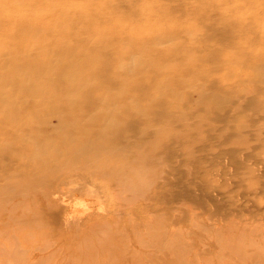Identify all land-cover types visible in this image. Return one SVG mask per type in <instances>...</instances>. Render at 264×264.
<instances>
[{
  "label": "rangeland",
  "instance_id": "1",
  "mask_svg": "<svg viewBox=\"0 0 264 264\" xmlns=\"http://www.w3.org/2000/svg\"><path fill=\"white\" fill-rule=\"evenodd\" d=\"M0 175V264H264V0H0Z\"/></svg>",
  "mask_w": 264,
  "mask_h": 264
},
{
  "label": "bare ground",
  "instance_id": "2",
  "mask_svg": "<svg viewBox=\"0 0 264 264\" xmlns=\"http://www.w3.org/2000/svg\"><path fill=\"white\" fill-rule=\"evenodd\" d=\"M31 56V55H30ZM80 65V64H79ZM10 85H14V84H10ZM75 101V100H74ZM87 103H85V104H87V105H91V101H86ZM75 103H70V105H74ZM125 142H127V141H123V140H120L119 141V143H118V146H122L121 148L120 147H118L117 146V148L114 146V143H108V144H102V142H100V143H97V142H94V141H91V140H87L86 142L84 141V142H82L81 143V145H80V147L79 148H74L72 151H74V152H72L70 155H76V156H78V155H85V156H88V157H91V155H93L94 154V158L96 157V155H102V156H104L103 154H100V153H109V152H111V151H116L115 149H117V150H122V151H127L128 150V148L129 147H127V146H124V144H125ZM88 144V145H87ZM120 144V145H119ZM116 145V144H115ZM131 154V153H130ZM129 154V155H130ZM109 155H112V154H109ZM129 155H128V157H129ZM133 155V154H132ZM130 158V157H129ZM9 163H11L9 166H15V167H18V168H20V170L22 169V167L23 166H25L26 165V162H24V161H20V160H15L14 159V162H9ZM9 166L7 167V168H9ZM1 176V175H0ZM6 178V177H5ZM17 191H19L18 192V195L19 194H22V197H25V195L27 194L25 191L23 192V190L22 189H17L16 190V192ZM23 193H25V194H23ZM126 194V193H125ZM131 194H132V192H131Z\"/></svg>",
  "mask_w": 264,
  "mask_h": 264
}]
</instances>
